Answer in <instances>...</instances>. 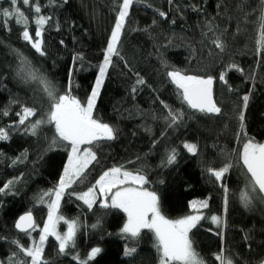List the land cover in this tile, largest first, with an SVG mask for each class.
Segmentation results:
<instances>
[{
	"label": "trees",
	"instance_id": "1",
	"mask_svg": "<svg viewBox=\"0 0 264 264\" xmlns=\"http://www.w3.org/2000/svg\"><path fill=\"white\" fill-rule=\"evenodd\" d=\"M39 3L42 14L52 17L43 34L46 55L37 53L23 39L21 25L0 23V109L11 104L9 115H0V127L9 128L17 121L16 113L22 106L39 108L42 103L37 86L21 82L16 75L24 70L18 54L60 92L68 88L71 79L72 95L86 100L103 63L122 0ZM260 5L261 0H134L118 44L120 56L112 58L94 111L95 118L117 130V138L92 146L97 161L87 169L86 178L68 192L87 191L113 166L141 170L149 182L145 187L160 196V211L168 219L196 214L190 206L193 200L208 201V207L201 210L204 219L190 233L205 264H219L215 256L221 252L233 264H264V202L256 199L250 207L243 206L240 193L246 181L238 162L248 137L264 143V53L258 51L256 43ZM8 7V0H0V8ZM19 7L29 17L28 30L34 35L35 13L29 6ZM217 37L226 46L224 52L212 43ZM77 54L83 59H76L73 66ZM230 63L243 73L228 71L224 84L218 77ZM173 68L188 75L215 77L213 93L221 114L204 115L182 103L165 74ZM137 73L146 84H137ZM246 94L250 99L243 110L244 135L237 114ZM161 101L184 112L178 126H168L167 109ZM53 134L50 126L43 127L38 136L26 134L21 126L10 129L8 140H0V187L14 181L10 190L0 193V237L6 238L0 240V261L7 262L18 251L13 239L25 246L30 242L14 227L20 215L31 210L41 227L47 218L46 206L35 198L57 185L69 155L63 144L48 149ZM186 142L198 146L196 155L184 148ZM172 149L177 158L169 165L165 161ZM222 153L230 154L227 159L234 166L218 182L205 169L222 167L226 162ZM221 183L229 189L226 212ZM60 213L69 220L79 219L81 227L69 255L58 254L57 242L49 237L44 253L49 264H77L72 255L78 253L84 259L93 247L102 252L89 264H158L154 234L144 229L135 240L127 239L120 232L127 220L121 210L102 208L100 201L89 210L83 201L66 193ZM214 215L221 218L219 226L211 220ZM65 230L62 222L59 231ZM32 236L38 238V232ZM125 245L135 247L136 253L125 256ZM17 259L26 261L22 253Z\"/></svg>",
	"mask_w": 264,
	"mask_h": 264
},
{
	"label": "snow or ice",
	"instance_id": "2",
	"mask_svg": "<svg viewBox=\"0 0 264 264\" xmlns=\"http://www.w3.org/2000/svg\"><path fill=\"white\" fill-rule=\"evenodd\" d=\"M8 2L10 7L0 8V23L7 24L9 21H13L21 25L23 39L29 42L37 53L42 56L46 55L43 34L45 25L52 20V17L42 14L39 0H8ZM64 2H67V0H64ZM133 2L134 0H122L103 63L98 66L99 74L84 102L72 95L71 79L68 88L64 92H60L59 88L46 75L41 73L39 69L33 68L31 62L22 54H18L20 65L24 70L17 71L16 75L21 82L37 86L42 103L39 108L28 105L22 106L20 111L16 113L17 121L13 122L9 128L0 127V140H8L10 138L9 131L13 127L19 129L22 126L26 134L38 136L43 127L50 126L54 129V134L49 141L48 149L52 150L58 144H63L69 155L57 185L40 193L35 198L38 204L45 205L47 208V218L43 226L41 227L36 223L31 210L20 215L14 227L28 236L30 242L25 246L21 244L20 240L13 239L11 243L16 246L18 251L13 252L7 262L0 261V264H49L44 256L49 237H53L57 242L58 254H70L69 250L75 248L76 236L81 224L79 219L69 220L60 213L61 201L66 193L69 196L74 195L78 200L83 201L89 210L94 207L97 201H100V207L102 208L118 209L126 213L127 220L120 232L127 239L135 240L144 229L152 232L154 234L153 246L159 255L158 264H205L193 247L190 233L200 220L204 219L201 210L208 207L207 200H193L190 202V206L196 214L174 220L168 219L160 211V196L156 191L145 187L149 182L146 176L142 174V171H130L123 165L119 167L113 166L104 170L87 191L82 193L68 192L74 184L86 178L87 169L93 162L97 161V154L93 151L92 146L102 140L111 141L117 138V130L108 123H103L95 118L94 111L107 70L112 64V58L113 56H120L118 44ZM20 4L29 6L35 13L34 23L37 27L34 35L28 30L30 20L19 7ZM159 14L162 17L167 15L164 12ZM258 33L259 37L256 41L258 51L264 53V0H261L259 8ZM60 43L63 44L64 41L61 40ZM212 43L221 52L225 51L226 46L219 37L214 39ZM76 59H83V57L77 54L74 57L73 66H75ZM233 69L243 73V69L239 68L238 65L230 63L219 74V80L227 84V72ZM165 74L169 78V82L175 85L182 103L186 104L188 108L204 115L221 114L222 109L214 99L213 93L215 77L210 75H188L175 68ZM137 77V84H146V81L138 73ZM132 91L136 92V88H133ZM229 91H231V88H229ZM249 99L250 94L242 97L243 108L237 114L240 131L244 135H246V131L243 110L247 108ZM11 103L17 102L12 101ZM45 104L47 105L46 109L44 108ZM161 104L167 109L165 119L168 126H178L184 118V112L172 109L163 101H161ZM10 107L11 104L7 108L0 109V115H9ZM38 113L40 114L38 115ZM33 117H36V119L33 120ZM183 146L193 155L198 152V146L195 143L186 142ZM222 154L226 156V162L222 167L216 169L209 166L205 169L218 182L223 181L225 174L234 166L227 159L230 154ZM24 155L26 156V153ZM176 158L177 153L175 149H172L167 155L165 162L169 165L173 164ZM238 162L243 169L246 181L245 187L240 193V200L243 206L245 208L250 207L256 199L264 202V143L256 142L253 138L248 137L242 145ZM13 183V180L5 183L0 187V193L10 190ZM221 187L225 193L224 210L226 212L229 189L224 183H221ZM211 220L218 226L222 223L219 216L214 215ZM61 222L67 226L65 232L59 231ZM92 227L95 228L97 225H92ZM33 232H38V238L32 236ZM2 239L6 238L0 237V240ZM136 251L135 247L125 245L124 255L132 256ZM101 252L102 249L100 247H93L86 258L81 259L79 254L76 253L72 255V259L77 261V264H89ZM21 253L26 258V261L17 259V256ZM215 259L219 264H233L231 258L225 257L223 252L216 254Z\"/></svg>",
	"mask_w": 264,
	"mask_h": 264
},
{
	"label": "water",
	"instance_id": "3",
	"mask_svg": "<svg viewBox=\"0 0 264 264\" xmlns=\"http://www.w3.org/2000/svg\"><path fill=\"white\" fill-rule=\"evenodd\" d=\"M16 231H17L19 234H23V233L19 232L17 229H16ZM23 235H24V234H23Z\"/></svg>",
	"mask_w": 264,
	"mask_h": 264
},
{
	"label": "rangeland",
	"instance_id": "4",
	"mask_svg": "<svg viewBox=\"0 0 264 264\" xmlns=\"http://www.w3.org/2000/svg\"><path fill=\"white\" fill-rule=\"evenodd\" d=\"M191 209H192V208H191ZM205 209H206V208H205ZM125 215H126V213H125ZM61 223H62V222H61ZM59 226H60V225H59ZM66 230H67V226H66ZM66 230H65V231H66ZM52 238H53V237H52Z\"/></svg>",
	"mask_w": 264,
	"mask_h": 264
}]
</instances>
